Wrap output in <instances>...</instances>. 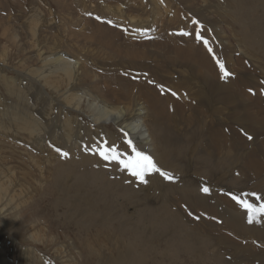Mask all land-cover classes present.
Returning <instances> with one entry per match:
<instances>
[{"label":"rangeland","instance_id":"rangeland-1","mask_svg":"<svg viewBox=\"0 0 264 264\" xmlns=\"http://www.w3.org/2000/svg\"><path fill=\"white\" fill-rule=\"evenodd\" d=\"M243 19L247 20L245 25ZM248 33L260 42L254 46L245 42L244 34ZM109 39L118 45L143 42L145 46L140 48L149 54L148 61L143 58V62H128L125 51L122 58L102 50L103 56L96 54L100 50L97 46L84 45ZM182 43L190 47L202 44L206 52L203 59L208 63L205 74L200 73L196 59H187L184 50L179 49ZM259 44L264 46V0H0V264H264V231L248 219L235 229L237 222L231 221L227 213L233 209L249 215L240 202L253 205V213L264 205V51ZM74 52H79L80 57ZM60 57L75 64L73 79L77 75L83 78L80 68L84 63L79 59L84 62L87 58L85 64L90 74L99 73L97 78L101 77L102 82L103 67H114V75H108L106 83L111 91L104 90L110 100L102 96L98 86L89 87V78L84 84L79 82L76 89L71 85L60 89L51 85L52 73H61L58 68L69 64L52 60ZM218 61L223 63L224 72ZM209 63L215 68L210 69ZM122 64L128 70L121 69ZM183 76L193 77L190 84H180ZM157 77H163L165 85L171 88L162 86V93L168 91L178 101L175 104L179 110L167 103L173 111H180L175 119L180 120L185 114L193 123L188 127L192 145L179 149L190 160V172L173 176V181L177 180L178 191L193 199L201 197L203 191L187 185L191 179L201 180V186L222 195L217 209H223V215L219 218L206 215L200 206L173 201L166 207L172 210L176 223L168 218L144 220L131 212H135L134 196L152 194L149 186L135 195L132 189L126 191L132 196H128L132 206L126 211L124 203L99 200L97 190L101 185L95 179L105 180L102 175L106 174L108 179L115 180L119 173L128 177L123 171L117 173L112 161L93 158L91 149L83 156L72 154L73 160L64 164L57 161V149L65 152L58 143L60 135L64 138L60 142L71 143L65 115L77 120L79 126L72 127L77 136L83 137L82 125H96L95 115L99 117L98 111L89 107L93 106V98L104 100L101 103L107 110L115 103L117 122L118 112L120 117L125 115L123 105L131 106L136 113L143 108L135 95L137 90L133 101L122 97L116 103L118 98L112 97L113 91L124 85L119 80L137 84L145 79L152 83ZM179 84L183 89L178 88ZM18 89L22 99L14 96ZM168 92L163 94L164 98H170ZM71 94L85 96L86 100L80 101L82 108L68 102ZM40 113L45 114L44 119ZM25 114H31L35 119H30L31 123L39 124L36 128L45 133L33 136L21 119ZM116 125L109 123L107 129L113 131L110 134L121 136ZM200 126L205 127V141L200 140ZM213 130L222 134L221 155L210 138ZM134 134L132 138L136 139L137 133ZM200 153L212 156L213 165L219 159L224 161L223 170L217 173L204 163V177L195 176L194 162ZM120 155L121 159L131 157L126 152ZM106 166L113 168L106 173ZM124 171L131 175L127 169ZM135 182L142 184L137 178ZM134 201L138 205L145 203ZM179 211L181 219L176 216ZM184 213L192 218L183 221ZM159 222L168 224V228H162ZM86 240L91 243L88 250L82 249L81 256L71 253ZM92 250L96 254H88Z\"/></svg>","mask_w":264,"mask_h":264},{"label":"bare ground","instance_id":"bare-ground-1","mask_svg":"<svg viewBox=\"0 0 264 264\" xmlns=\"http://www.w3.org/2000/svg\"><path fill=\"white\" fill-rule=\"evenodd\" d=\"M253 8L254 9H252V7H251L252 10H255V6H253ZM247 10H248V8H247ZM246 21L247 20L243 19V22H242L243 25L246 24ZM104 28H105V26H103L102 30ZM109 33H110V31H109ZM68 35H71V34H68ZM94 36L97 37V35H94ZM102 37H105V36H102ZM84 39H87V38L85 37ZM104 40H106V39H104ZM244 40H245V42H251L253 46L255 44H257V42H260V41H257L256 38L251 36V34H249V33L246 34V35L244 34ZM88 41H90V39H88ZM99 41H100V39H99ZM142 43L141 44H132L131 42H124V45H125L124 46V45H118L119 43H117V42H111V40L109 39L108 42H84V45L85 44H92V45L97 46V48L100 49V50H98L96 54H102L103 51H107V52H111L112 54L116 53L118 56L121 57V56H124V54H122V52L125 51L126 52V56H128V58H130V59L127 58L128 62L131 59L133 61H134V59H136V60L138 59V61L140 60L141 62H143V58H145L146 61H148L149 54H147L144 51V49L140 48V47L145 46L144 43L143 44ZM172 43L179 45L181 42H172ZM169 44H171V42ZM174 44H172V45H174ZM104 47H108V49L104 50L103 49ZM155 47H156V45H155ZM189 47H190L189 44H188V46H185V44L182 43V48H179V49L181 51L184 50L187 59H189V60H195L196 59L197 64H199L200 73L205 74V68L208 65V63L205 62L204 59H203V56L206 55L204 47L202 48V44H198V45L194 44V46H191L190 49H188ZM259 47L261 48V51H264V46L263 45L259 44ZM255 48H256V46H255ZM66 51H67V48H66ZM68 51H72V50H70L69 47H68ZM77 53H79V52H77ZM77 53H75V55ZM83 53H85V52H83ZM111 53H110V55H112ZM76 56H78V54ZM103 56H104V53H103ZM79 57L80 56H78V58ZM81 58H82V56H81ZM52 60L55 61V62H65V64L69 63V62L63 61V59L61 57L60 58H54ZM79 61L84 63V65H82L81 68H80L83 78L79 77L77 75L76 78L73 79V77H74L73 71L75 69V64L74 63H69L67 66L61 65L58 68V71H61V73H58L56 75L52 73V79L49 80V83L51 85H53L56 89H60L62 86L65 87L66 85H71L70 88L76 89V88L80 87V85L78 84L79 82L84 84L85 80L89 78L87 80V81L90 82L89 87L91 89H93V88H95V86H98L97 89L102 94V96H105V98H109L108 95L105 94L104 90L105 91H111L110 89H108L109 86L106 85V83H108V80H107L108 77L107 76L108 75H114L113 72H114L115 68L114 67L109 68V67H106V66L103 67L104 68V72L103 73H105V75H103V73H102V75H103L102 77H104L103 82H102L101 81V77L97 78L99 73L97 75L93 74V73L90 74L89 67H88V65L85 64L86 61H87V58L85 59L84 62L81 61L80 59H79ZM121 66H122L121 69L128 70L127 67L123 66V64ZM45 67H47V65ZM209 68L210 69H214L215 67H213V65L211 63H209ZM208 71L209 70H207V72ZM124 73H126V72H124ZM124 73H121L120 75L122 76V74H124ZM157 76H158V73H157ZM122 77L126 78L125 76H122ZM158 77L156 79H153L154 81L152 80V83H149V80H145V79L140 80L137 84L129 83L128 80H127L128 82L125 81L126 79L119 80V82L120 83H124V85H123V87H121L122 84L119 85L121 87L119 91H113L114 95L112 97L114 99H116V97L118 98V101L116 103H118L119 100L122 99V97L126 98V100H132L133 98L135 99V95H137V100L140 101L139 104L142 105L143 108H142V110L139 109L140 110L139 113H136V110L132 109L131 106H129V105L127 106L126 104L123 105V110L125 111V115L120 117L121 113L118 112L119 115L117 117V122L115 120V116H116V111L115 110L117 109L116 108L117 106H115V108H113L115 103H114V105H112V107H110V110H107L106 109V105L101 103L104 100L101 101L99 99L100 100L99 101L97 99L98 96L95 99L92 97L93 98V100H92L93 101V106H89V107H91L93 111H98L99 117H97L95 115L94 123L96 125H93V123H90V124H92L91 126L97 127V129L96 130L95 129H91L90 128L91 126L89 125V123L88 124H83L82 125V127H83V137H82V135H81V137H80V135L77 136L75 128L72 127V124L75 127H77V125L79 126L77 120L68 118L65 115V122H67V125L66 124L65 125H66L67 128H69V131H71V133H69V135L67 137L69 138L68 141L69 142L71 141V143L69 144L67 142H60L61 140L64 139L63 137H62L63 139L61 138V135H60V138L58 139V143H60L61 146L64 148L65 152L68 153V157L69 158L65 157V156H62V154L59 152V155L57 157V161H61L62 162L61 164H64L68 159L73 160L72 154L79 153V154L82 155L83 153H85V151H88V149H91V150L97 149V148L103 149L105 147V143H107L108 147H116V149H117V151L119 153L120 152H126L128 155L133 156L134 153L132 152L131 147H129L128 143H127L128 140H131L132 144L137 146V148L139 150L144 151V152L152 155L154 160L157 161L158 164H160V166H162V169L164 171L170 173L172 176L175 177V175L189 173L190 172V160L186 156V154L184 152H180L179 149H183L184 147H190L192 145L193 140H189V138L191 136V132H190L188 127L191 126L193 123L189 122V121H191V119L187 118L185 116V114H183V118H181L180 120H176L175 119V116L179 115L180 111H173V109L169 108V106H168L169 104H167V103H173L171 105L172 108H173V105H175V108L177 110H179L180 107H178V105L175 104L178 101L175 102V100L173 99L174 95H173L172 98L170 97V94H172V93H170L168 91H164V93H162V90H161L162 86L166 87V88H168L170 90H171V88H169V87H167L165 85L166 82L164 81V78H163L164 76L162 78H158ZM191 78H193V77H191V76H183V78L180 81V84L182 83V85H184V86L188 85V83L190 84ZM113 79L115 80L114 77H113ZM131 81H132V79H131ZM182 85H180L178 88L179 89H183ZM136 90H137V92H136ZM163 90H164V88H163ZM184 90H186V89L184 88ZM47 91H49V90H47ZM167 92H168V95H169L168 97H170V98H164L163 94H165ZM171 92L175 93L174 90H172ZM21 93L22 92L20 91V89H18L17 91H15L14 96L17 97V98H21L20 97ZM109 93H111V92H109ZM134 93H135V95H134ZM84 97L85 96L80 97V96H76L75 94H71L68 97V102L69 103L74 102V106L77 109H80V108H82L81 105H80V101L82 99H85ZM109 100H110V98H109ZM180 101L181 100H179V103H181ZM52 103H53V101L51 102V104ZM124 103H126V102L124 101ZM106 104L108 106H110V104H108L107 102H106ZM179 105H181V104H179ZM120 106H122V105H120ZM142 111H143V113H142ZM40 114H41L40 117L44 119L45 118V114L44 113H40ZM66 114H68V113H66ZM78 114H80V113H78ZM35 116H36V114H35ZM101 118H103L102 121H101ZM136 118H137V120H136ZM21 119L26 123L25 128L28 129L32 133L33 136H35V134L45 133V132H42V131H40V130H38L36 128L37 125H39V124H36V122L35 123H31L30 119L35 120L32 117L31 114H30V117L28 116V114H25L24 116L21 117ZM43 123H45V122H43ZM109 123H113L114 125L117 124L116 125V128H117L116 131H118L119 133H122V135L118 136V135H112L113 133L110 134L109 132H111L112 130L107 129V125ZM134 125H136L135 128H134ZM39 127H40V125H39ZM56 127H55V129H56ZM128 128L131 129L130 131H134V133H137V136L135 137L136 139L132 138L133 135H135V134L132 133V132H131L132 133L131 134L129 132ZM199 129L201 130V132H200V138L201 139L200 140L205 141V139H203V137L205 135V132H206L205 131V127L204 126H200ZM52 133L54 134V132H52ZM196 135L198 136V134H196ZM221 137H222V134L219 133L218 130H213L210 133V138L213 141V144H214L216 150H218V152L219 151L223 152V150H224V148L222 147L223 143L221 141ZM80 140H82V143L80 142ZM199 142L200 141H198V143ZM91 150H90V152H93ZM218 152H216V154H218ZM221 152H219L220 155L222 154ZM86 153H88V152H86ZM200 154L196 155V160L194 162V174H195V176L204 177L202 175V173L205 174L206 172H202L201 171V169H202L201 166L204 167V165H203L204 163H206L208 168L215 169L217 173H219L220 170L221 171L223 170L224 161L221 162V161H219L220 160L219 159V160H217L218 162L215 165H213L211 163L213 160L210 161V159H212L211 158L212 156H210V155L209 156L208 155H202V154L200 155ZM213 154H215V152H213ZM97 155L98 154L94 155L92 153V157L94 156L93 158L100 159L101 157H97ZM120 156H122V155H120ZM216 158H217V156L215 155V159ZM236 159H238V158L236 157ZM92 163L96 167L99 166L95 162H92ZM92 163H90L89 165L92 166L93 165ZM228 163H230V162H228ZM112 164H113L114 169L118 168V169H115L117 173L121 172V171L125 172L126 175L128 177H130V180H129L128 177L124 176L122 173H119V175H120L119 179H115V180L108 179L106 177V174L102 175L105 178V180H103L102 178H97V179L94 178L95 180H98V183L101 185L98 188L97 191L99 192L98 193L99 200L101 202H103V203H105L107 201H115V202H118V203H124L123 206L125 207V209L127 211V209L130 208V206H132V204H131L132 203V199L128 198V196H131V194H130L131 192L129 193V191H128V193H127L126 191L128 189H132L134 191L133 195H135L138 192L142 191L141 189L144 186H149L150 189L152 190V194H149L148 192H144L143 194L134 196L133 203L135 205L133 207H134V211L135 212H133V213L131 212V214L133 216H137V217L141 216L144 220L145 219H151V218H160V219H167L168 218V219H174V223H176L175 217L173 218L172 210H170L169 208L166 207L167 205H169L173 201H177L179 203H182V205H184V204H194V205L200 206V208L203 209L202 212H204L206 215L211 216V217H218L219 218L220 216L223 215V209H217V206L220 205V201L222 199V195H219L218 193H214L211 190H210L209 193H204L203 192V194H202L201 192H199L200 194H202V196L197 198V199H193V198H190L188 195H186L184 192L178 191V187H177V183H176L177 180L173 181V180L164 179L159 174H153L151 177H149L147 184H144V183L137 184L135 182L136 178L133 175H128L127 171H124V170H126V168H124L122 165H118L115 161H112ZM229 166H231V163H230ZM106 167H107L106 173L108 172L107 170L109 168H110V170H111V168H113L111 166H106ZM204 169H206V167ZM237 172H239V171L237 170ZM75 176H76V173H75ZM123 177H125V178H123ZM74 178H76V177H74ZM74 181H75V179H74ZM133 181H134V183H132ZM87 183H88V181H87ZM127 183L128 184L130 183V185H128ZM186 183H187V185L195 187L196 189L201 190V191L204 188V186H201V185H203V184H201L202 183L201 180L195 182L193 179H191L190 181L188 180ZM67 184H68V182H67ZM78 184H81V182L78 183ZM89 184L91 186H93L94 182L91 181ZM235 184H237V183H232L231 185H235ZM183 186H185V184H183ZM89 190H90V188H89ZM68 195H70V194H68ZM92 195H95V193H93ZM174 195H176V197ZM96 196H97V194H96ZM66 197H68V196H66ZM61 200H64V199H61ZM134 200H138V201H142V202L144 201L145 203L143 202L144 205H141V204L138 205V204L135 203ZM230 203H232V202H230ZM209 205H213V206H209ZM209 208H213L214 211L209 212L210 211ZM256 210H255V213H254L253 225L258 227V229L264 231V217H263L264 215L263 216H259V214L256 212ZM175 212H176V210H175ZM93 213H95V212H93ZM227 213L231 216V221L237 222V224L235 225V229L239 228V223L240 222H242L244 219H248V214H243V213H240V212L236 213V211H234L233 209L227 211ZM176 216H177V218L181 219V216H182L181 211H179L176 214ZM191 218H192L191 214L184 213L182 220L185 221V220H188V219H191ZM180 219H178V220L180 221ZM172 222H173V220H172ZM177 225H178V223H177ZM159 226H161L164 229L168 228V224H166L164 222H159ZM232 230H234V229H232ZM14 244L16 245V242ZM90 245H91V243L89 242V240H86V241H84V245H82V247L78 246L77 248L74 249V251H71V253L72 252H76L77 255L81 256L82 249L88 250V247ZM118 252L124 254L123 251H118ZM88 254H96V251L95 250L88 251ZM77 255L75 254L76 257H77ZM75 256H74V258H76ZM123 256H126V255H120L121 258H125ZM76 260L79 261L78 259H75V261ZM135 264H138V262H136Z\"/></svg>","mask_w":264,"mask_h":264},{"label":"snow or ice","instance_id":"snow-or-ice-1","mask_svg":"<svg viewBox=\"0 0 264 264\" xmlns=\"http://www.w3.org/2000/svg\"><path fill=\"white\" fill-rule=\"evenodd\" d=\"M196 24H199L198 21H193ZM187 35L188 33H183ZM197 36L199 37V33H197ZM220 69L222 72L225 71L223 63H220ZM225 75H228V73H225ZM248 139L251 140L252 137L248 136ZM128 146L131 147L132 152L134 153L133 156H131L128 159H121L120 153L117 151L116 147H108L107 143H105V147L103 149H93V154H98L103 160L105 161H115L118 165H122L124 168H126L131 175L136 177L141 183L147 184L148 178L151 177L153 174H159L164 179L168 180H174L175 178L168 172L164 171L162 169V166L158 164L157 161L154 160L152 155L145 153L137 148V146L132 144L131 140L127 141ZM58 152H60V149H57ZM63 156L67 157V152L61 153ZM204 193H209L210 189L208 187H204L202 189ZM254 196H256V199H260V196L256 193H253ZM234 200H238L237 197H233ZM242 206L247 208V211L249 213L248 215V222L252 223L254 218L253 213V205L247 204L245 205L243 202H240ZM256 212L259 215H264V205H262L259 209L256 210Z\"/></svg>","mask_w":264,"mask_h":264}]
</instances>
